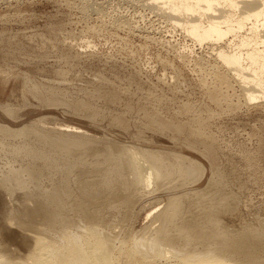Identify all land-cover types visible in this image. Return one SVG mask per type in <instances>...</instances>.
Wrapping results in <instances>:
<instances>
[{
    "label": "rangeland",
    "instance_id": "1",
    "mask_svg": "<svg viewBox=\"0 0 264 264\" xmlns=\"http://www.w3.org/2000/svg\"><path fill=\"white\" fill-rule=\"evenodd\" d=\"M161 6L151 0H0L1 123L12 128L36 123L52 134L81 129L104 143L183 155L205 169L200 178L192 165L195 177L187 176L189 185L175 180L171 193L152 186L132 208L102 210L97 223L120 237L115 249L143 230L151 222L148 211L162 208L172 192L205 188L215 170L222 184L216 199L226 193L236 197L235 210L220 214L224 225L235 231L264 226V98L248 101L244 84L216 57L222 42L199 44ZM38 86L43 95L34 92ZM82 103L87 110L78 108ZM179 125L185 130L179 132ZM190 125L203 134L192 137ZM16 139L11 143L20 142ZM7 147H0L1 168L11 162L12 146ZM17 191L12 198L0 188V251L26 258L43 231L27 234L5 220L25 211ZM117 252L116 264H142L139 257ZM168 257L157 264H187Z\"/></svg>",
    "mask_w": 264,
    "mask_h": 264
},
{
    "label": "bare ground",
    "instance_id": "2",
    "mask_svg": "<svg viewBox=\"0 0 264 264\" xmlns=\"http://www.w3.org/2000/svg\"><path fill=\"white\" fill-rule=\"evenodd\" d=\"M151 3L159 6L162 3L160 9L170 10L168 18L199 44L225 43L227 46L221 43L215 48L216 57L244 84L248 101L264 98V0H151ZM34 92L40 95L43 91L38 86ZM78 108L88 109L84 103L78 104ZM71 129L72 133L69 129L70 133L52 134L36 123L12 128L0 122V147L10 145L13 153L11 162L0 167V188L12 198L17 190L21 191L25 206V211L21 209L22 217L4 214L5 220L18 224L27 234L31 230L45 233L31 239L34 244L26 258L0 251V264H116L117 249L130 258L139 257L142 264H157L160 259L170 258L169 255L187 264H264V224L262 228L248 224L235 231L221 221L220 214L232 209L236 202L231 207V201L236 197L226 193L216 199L220 192L216 187L222 186L216 179L221 174L216 170L205 188L172 192L164 206L165 201L162 203L160 199L163 207L147 213L151 222L131 238L126 236L115 249L114 242L119 236L108 233L105 227L99 228L101 223H97L102 210L111 207L115 211L121 205L132 208L141 193L152 186L156 190L168 187L171 193L175 189L169 184L175 180L188 184L185 182L188 175L193 176L192 165L200 178L205 169L195 159L183 155L168 157L169 154L159 150L104 143L88 137L81 129ZM177 129L185 130L181 126ZM188 129L192 137L203 134L201 127L190 125ZM16 138L20 142L12 144L10 140ZM92 157L97 160L90 162ZM125 213L122 214L126 217ZM199 245L206 248L198 250Z\"/></svg>",
    "mask_w": 264,
    "mask_h": 264
}]
</instances>
